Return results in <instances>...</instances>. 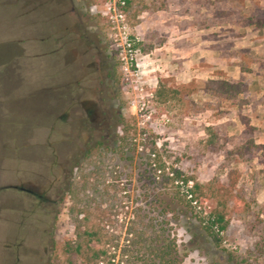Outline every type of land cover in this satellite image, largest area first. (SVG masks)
Returning <instances> with one entry per match:
<instances>
[{
    "label": "rangeland",
    "instance_id": "374dc122",
    "mask_svg": "<svg viewBox=\"0 0 264 264\" xmlns=\"http://www.w3.org/2000/svg\"><path fill=\"white\" fill-rule=\"evenodd\" d=\"M115 1L0 0V264H65L77 231L93 233L95 264H108L134 248L131 229L152 236L156 212L137 180L150 141L165 173L205 186L196 215L226 201L217 245L192 216L169 223L179 264H264V149L234 160L203 146L211 127L223 150L264 146V28L253 25L264 0H127L122 21L109 19ZM209 80L241 92L205 93ZM78 93L112 102L108 131H94L70 100ZM20 184L57 204L6 188Z\"/></svg>",
    "mask_w": 264,
    "mask_h": 264
},
{
    "label": "trees",
    "instance_id": "16d2710c",
    "mask_svg": "<svg viewBox=\"0 0 264 264\" xmlns=\"http://www.w3.org/2000/svg\"><path fill=\"white\" fill-rule=\"evenodd\" d=\"M124 5H128L127 0H123ZM124 8V6L122 7ZM258 29L264 28V18L253 23ZM208 84L214 85V91H208ZM158 87L156 90L157 97H164L165 91ZM203 90L205 93H210L216 96L229 95L233 97L241 92V84L239 82L230 83L227 81H207L203 84ZM207 90V91H206ZM213 92V93H212ZM176 93V91L174 92ZM228 98V97H227ZM225 98V99H227ZM214 129L207 128L209 137L217 138ZM141 134L143 135L142 131ZM144 138H146L144 136ZM151 138V137H150ZM208 138V137H207ZM207 139L204 141V148H210L209 152L219 153L222 152L226 157L239 160L248 153L251 148H262L264 146L254 145L251 140H245L244 145H237L236 141L233 143V147L230 150H223L219 146H215V140ZM134 140V139H133ZM237 140V139H236ZM131 141V140H130ZM148 144V145H147ZM134 146L133 151L137 148V144L132 143ZM261 146V147H259ZM139 152L145 155L143 162L137 163L139 168V176L137 177L140 182L138 196L147 199V204L152 207L155 214V222L153 224V237L147 236L143 238L144 233L136 234L131 229V252L127 250L112 251V255L108 257V264H123L122 260L117 259L120 255L121 259L126 258L130 254L132 259L141 260L144 264H179L177 258L176 244L172 237L169 235L168 225L170 222H177L178 216L184 215L186 217L192 216L197 220L200 225L202 233L211 239L216 245L219 243L218 232L225 227V206L226 201H217L214 207L210 210L206 217L198 216L194 213L196 204L201 205L207 200L208 196L204 192L206 188L204 185H200L194 181V178L182 173L179 169H170L169 173L164 172V164L159 156V153L155 151L154 141L148 143H141ZM86 184V183H85ZM181 187H185L181 190ZM223 188V187H222ZM82 207L87 208L89 204L87 201H83ZM70 212H73L70 209ZM84 209H77L76 214L84 213ZM84 218V217H83ZM76 229L78 230L82 225V219L77 221ZM217 228V229H216ZM216 230V231H215ZM81 234L85 237L80 240L81 235L76 232V238L73 241L66 240L63 247V256L65 258V264H77V260H80V264H95L96 260L100 257L102 252H94L93 246V233L83 231ZM152 237V238H151ZM128 240V239H127ZM119 252L121 254H119ZM132 254H135L134 256Z\"/></svg>",
    "mask_w": 264,
    "mask_h": 264
},
{
    "label": "flooded vegetation",
    "instance_id": "af4514ba",
    "mask_svg": "<svg viewBox=\"0 0 264 264\" xmlns=\"http://www.w3.org/2000/svg\"><path fill=\"white\" fill-rule=\"evenodd\" d=\"M80 39V38H78ZM82 53V52H81ZM68 55V51L64 52V63L66 64L68 61L73 62L70 58L66 59L65 57ZM69 56V55H68ZM108 73V72H107ZM73 83L78 85L80 78L77 79V77H74ZM72 81H69L67 83H70ZM81 93H78L75 97H70V100H72L73 104L79 105L84 111V117L90 123V125L93 127L94 131H108V129L111 127L113 122V104L111 101H107L104 103V98H99L98 96H90V97H80ZM60 119H65V116H60ZM82 125V123H81ZM84 126V124L82 125ZM91 138L92 135H89L88 138ZM18 189V191L25 192L27 194H31L35 196L38 201L42 202L45 205L48 206H54L57 204L56 199H49L46 194H36L31 189L27 188L26 186L20 184V185H14ZM15 190V189H14ZM57 196V194H56Z\"/></svg>",
    "mask_w": 264,
    "mask_h": 264
},
{
    "label": "built area",
    "instance_id": "2783aa9c",
    "mask_svg": "<svg viewBox=\"0 0 264 264\" xmlns=\"http://www.w3.org/2000/svg\"><path fill=\"white\" fill-rule=\"evenodd\" d=\"M114 5H118L117 6V11L115 12V9H114ZM124 6V1L123 0H116L115 3L113 4V6L111 7V10H112V15L113 16H110L109 19H114V21H122L123 18H124V13L122 12V7ZM107 13L110 12V7L108 6L107 7ZM123 28V27H122ZM126 46L128 47V44H126ZM128 50V53L124 56V60H125V63H129V66L132 65V62L134 61L132 55H131V51L130 49H127ZM126 69V68H125ZM101 263V262H99Z\"/></svg>",
    "mask_w": 264,
    "mask_h": 264
},
{
    "label": "water",
    "instance_id": "95a60500",
    "mask_svg": "<svg viewBox=\"0 0 264 264\" xmlns=\"http://www.w3.org/2000/svg\"><path fill=\"white\" fill-rule=\"evenodd\" d=\"M6 188H11V189H18L16 186H14V185H12V186H8V187H6Z\"/></svg>",
    "mask_w": 264,
    "mask_h": 264
}]
</instances>
